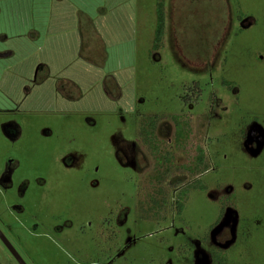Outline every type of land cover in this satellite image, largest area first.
<instances>
[{
  "label": "rangeland",
  "instance_id": "obj_1",
  "mask_svg": "<svg viewBox=\"0 0 264 264\" xmlns=\"http://www.w3.org/2000/svg\"><path fill=\"white\" fill-rule=\"evenodd\" d=\"M134 2L124 102L0 95V230L27 264H264V0Z\"/></svg>",
  "mask_w": 264,
  "mask_h": 264
},
{
  "label": "crops",
  "instance_id": "obj_2",
  "mask_svg": "<svg viewBox=\"0 0 264 264\" xmlns=\"http://www.w3.org/2000/svg\"><path fill=\"white\" fill-rule=\"evenodd\" d=\"M135 10L134 0H0V95L21 109H103L118 94L124 102Z\"/></svg>",
  "mask_w": 264,
  "mask_h": 264
},
{
  "label": "water",
  "instance_id": "obj_3",
  "mask_svg": "<svg viewBox=\"0 0 264 264\" xmlns=\"http://www.w3.org/2000/svg\"><path fill=\"white\" fill-rule=\"evenodd\" d=\"M0 240L18 264H27L24 261V259L20 256V254L17 252V250L14 248V246L10 243V241L5 237V235L1 230H0Z\"/></svg>",
  "mask_w": 264,
  "mask_h": 264
},
{
  "label": "trees",
  "instance_id": "obj_4",
  "mask_svg": "<svg viewBox=\"0 0 264 264\" xmlns=\"http://www.w3.org/2000/svg\"><path fill=\"white\" fill-rule=\"evenodd\" d=\"M159 8H158V26L156 28V33H155V37H154V40H155V43H154V46L155 47H158L159 43H160V39H161V33H162V29H163V9L161 7V4H159ZM150 119L151 117L148 119L149 120V124L150 123ZM152 125V124H151Z\"/></svg>",
  "mask_w": 264,
  "mask_h": 264
}]
</instances>
